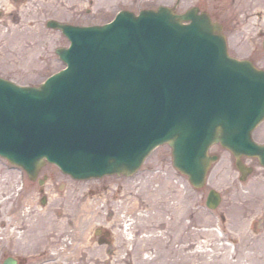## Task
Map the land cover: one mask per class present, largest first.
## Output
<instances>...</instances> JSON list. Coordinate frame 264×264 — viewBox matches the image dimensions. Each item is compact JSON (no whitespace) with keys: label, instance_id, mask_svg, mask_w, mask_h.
Masks as SVG:
<instances>
[{"label":"water","instance_id":"95a60500","mask_svg":"<svg viewBox=\"0 0 264 264\" xmlns=\"http://www.w3.org/2000/svg\"><path fill=\"white\" fill-rule=\"evenodd\" d=\"M183 19L192 23L185 25ZM56 26L73 42L70 48L57 50L68 68L41 88L0 77V153L21 164L32 177L45 157L76 178L131 174L164 141L174 148L177 168L198 188L204 186L218 159L217 154L208 153L213 143L232 150L243 177L252 171L242 163L243 155L257 156L264 165V145L252 139L253 127L264 118V71L231 57L221 28L208 16L196 11L178 15L160 7L138 16L122 12L105 26ZM164 42L178 52L167 53ZM204 49L215 58L205 61L204 53L196 51ZM202 71L217 79L216 91L227 96V106L215 108L209 103L204 108L188 101L192 95L185 89L190 92L191 78ZM95 87L101 88L97 92ZM107 87H128L140 100L136 105L139 122L152 131L141 137L137 148L117 141L120 133L113 132V127L118 111L109 105H119V90L109 96ZM167 108L175 111L178 127H172ZM159 119L164 121L153 126ZM157 128L161 130L155 136L152 132ZM100 135L108 136L105 143ZM90 155L95 165L85 161ZM220 200V194L211 190L207 204L214 208Z\"/></svg>","mask_w":264,"mask_h":264},{"label":"rangeland","instance_id":"374dc122","mask_svg":"<svg viewBox=\"0 0 264 264\" xmlns=\"http://www.w3.org/2000/svg\"><path fill=\"white\" fill-rule=\"evenodd\" d=\"M97 1L101 5L107 4L106 6L114 9H110L109 13L107 12L108 15L105 17H103L104 15H90L88 16L89 21H94L95 17H98V19H102L103 17V20L111 18L116 7L127 4L124 3L125 0ZM104 1H106V3ZM159 1L163 0H148L146 4H157ZM225 1L226 0H224V3L226 4ZM32 2L33 3L28 4L29 8H26L27 6L24 7L26 11L33 10L34 13L35 11H40L39 19L34 23L32 22L34 19V13L32 11V15L22 13L18 25L10 24L14 27L11 31L17 29L16 33H7V28L9 26H6L3 21H0V75L25 85H38L52 73L61 69L65 63L56 53V48L68 43V40L60 31L48 28L43 22L44 18L47 17L49 13L53 12L52 7L54 8L56 4L62 3V0H32ZM140 3H142V0L136 2V7L137 5H141ZM50 4L52 5L50 6ZM1 5L2 3L0 2V6ZM238 7L240 8V6ZM236 10L238 9L236 8ZM236 37L235 39L230 37L231 51L241 56L251 55L258 64L264 65V53L262 51L256 49L250 52L253 47H256V43L245 36ZM254 136L258 142H264V122L256 129ZM211 151L220 154V158L213 165L209 173L207 184L200 189H195L189 181L188 176L177 171L173 164L172 148L167 143L155 148L145 159L138 171L132 176H126L124 174L106 175L98 179L76 181L62 176L60 169L55 165L46 164L41 173L54 172L57 179L56 186L61 185L62 181L67 178L65 179L66 186L64 190L59 191L58 188L56 189V192L59 193L65 201L72 202V193L77 191L76 193L81 194L86 187V196H82V194L79 196L82 201L85 200L82 197L86 198L87 195L92 196L100 191H110V193H108L105 206L101 207L99 215L100 220L92 226L88 225L90 224L89 222L84 221L81 228L86 227L87 230L82 233V236L80 235L76 238L73 236V241L76 242L77 240L79 243L74 244L69 232L67 235L62 234L58 224L54 226H44L40 223L39 227L35 228V230H38L40 233L42 239L41 247L49 246L50 243L56 240L58 241L62 236L60 242L62 246L48 249L49 257H59L57 258L58 260H53L45 264H147L146 259L156 254L155 249L154 251L151 248L144 250L138 249L137 239L135 241L133 234H131L133 229H130V227H128L129 224H127L130 220H127L128 217L124 220L120 219L118 206H116L115 201L128 198L129 189L135 186V201L138 206H147V195L136 194L137 188L146 183L148 179L154 180L155 186L161 183L165 184L168 181L169 175H171L170 183L179 181L174 188H168L170 195H175L177 193L178 197H173L169 201H163L162 203L168 206H175L178 203H183V209H177L176 215L179 216L182 214L185 223L193 222L191 227H195L198 231L194 236L190 234L186 244H193V248L201 250L214 249L216 245L228 241L226 237L224 239L222 238L225 233H231L236 236L239 234L238 232L245 231L251 234L253 232L263 233L264 229L260 230V228L264 227V166H262L256 158H246V163L252 165L254 170L252 174L243 181L235 165V157L229 150L216 144L211 148ZM0 175V219L5 217V207H11L13 202H16L17 196H19L18 189L22 184L26 185V194L22 202L24 206L28 208H26L22 214L19 213L18 225L26 226L28 223L27 217H29L28 213L31 211L33 205L35 206L37 214H45L51 210L49 207L50 205L44 207L40 204V200L33 201L31 199L33 193L35 194L39 188L38 182H31L25 172L24 175H22L20 171L10 169L7 160L1 157ZM13 177L17 178L15 185L11 183ZM44 188L45 190L49 189L48 185ZM213 188L220 191L223 195L222 202L216 209H211L206 205L208 193ZM85 193L86 191L84 194ZM162 193L164 194V192ZM179 197L181 198V201L179 200L180 202L178 201ZM4 198L6 200H4ZM50 200L52 201V199ZM101 204L103 205L104 203L102 202ZM128 204L129 201L126 203V206ZM2 206L4 208H2ZM156 210L157 209L151 211L154 213ZM80 211L83 212L82 215L84 219L89 214L85 208H82ZM139 211H141V209L137 210V212ZM171 211L170 209L166 217L169 218L172 216L170 213ZM110 212H113V215L109 220ZM122 214L124 213L122 212ZM71 216L75 219L73 215ZM87 219L89 218L86 217V220ZM100 223L106 225L110 223L108 225L114 226L119 243L126 244V248H121L122 250L120 252H107L104 248L105 246L101 247L97 245V242L93 241L91 235L93 234V226ZM17 228L18 227L15 228V232H17V230L20 231V229ZM67 228L69 229V226H67ZM11 230L13 231L14 229ZM163 230V227H160L158 231ZM178 230L179 227L176 225V227H172L169 230L167 235L177 240L175 237L177 236L176 233L178 234ZM210 230H214L218 233V236H216V234L210 235V233H208ZM3 233L4 232L0 231V236ZM21 233H23V231H21ZM145 233L146 231H138L137 236L141 237ZM218 238L223 239V241ZM1 242L2 240L0 238V244ZM179 245L180 241H174V244L169 245V248L174 250ZM64 246L65 248L62 250ZM163 260H165L167 264H172V262L176 260L179 261L180 252L178 251V254H176L167 250V255ZM203 262L204 259L198 257L197 260L191 264H203ZM160 264H162V261Z\"/></svg>","mask_w":264,"mask_h":264},{"label":"flooded vegetation","instance_id":"af4514ba","mask_svg":"<svg viewBox=\"0 0 264 264\" xmlns=\"http://www.w3.org/2000/svg\"><path fill=\"white\" fill-rule=\"evenodd\" d=\"M0 1L2 3L0 21H3L6 26H10V24L18 25L22 13L32 15L33 10H31L32 12L25 10L29 8V3H33L32 0ZM135 2L136 0H127V2L125 0L127 5L124 7L134 10L132 6ZM163 2L161 4L172 6L178 12H184L194 6L199 7L200 10L208 11L214 20L222 23L224 31L228 35V39H230V37L235 39L237 38L236 36H245L252 42L262 43L264 41V6L260 7L257 0H226V4L224 0H163ZM51 5L52 4H50V6ZM24 6L27 7L25 8ZM238 6H240V8ZM236 8L238 10H236ZM52 9L53 12L49 13L43 20L45 25H47L49 19H56L74 24H88L90 23L88 16L104 15L103 17H105L108 15L111 8L106 6V4L101 5L97 0H62V3L56 4ZM39 16L40 11H35L32 22L34 23L37 21ZM103 17L102 19L95 17L92 23L106 22L103 21ZM249 58L255 62L253 57ZM258 65L261 66L260 64ZM46 184L49 189L45 190L44 186L41 188V191L42 193L47 192L51 194V196L44 195L41 200L39 197L36 198V196H32L31 199L33 201L40 200L41 204L45 207L50 205L49 207L51 210L45 214H37L35 206L33 205L31 211L28 213V223L26 226H20L21 229L17 233L11 232L10 227L18 225L19 213L22 214V212L28 208L25 207L22 202L25 197H22L15 205L13 203L11 207H5V217L0 221V225L6 230L0 236L2 240L0 244L1 263L6 262L10 258L16 260V264H45L51 262L48 249L62 246L60 243L62 236L58 241L56 240L50 243L49 246L41 247V237L38 230H35V228L39 227V224L42 223L44 226H54L55 224L59 226L63 225L60 228L66 229L67 226H69V230H72L73 224H75L71 216L73 215L72 202L65 201L63 197L56 192V189H59V185L56 186L57 179L54 172L48 174ZM50 199H52V201ZM108 219L110 220L111 218ZM111 227L112 228L108 227L109 229H103L102 233L96 236V239L100 246L106 245L103 242L107 241V251L120 252L122 250L121 248H126V244L119 243V239L117 236L115 237L114 226ZM24 230H29V232L27 234H22L21 231ZM111 230L113 231L112 234ZM135 235V230L133 229L134 239ZM111 239H113V242H111Z\"/></svg>","mask_w":264,"mask_h":264},{"label":"bare ground","instance_id":"6f19581e","mask_svg":"<svg viewBox=\"0 0 264 264\" xmlns=\"http://www.w3.org/2000/svg\"><path fill=\"white\" fill-rule=\"evenodd\" d=\"M16 180L17 178L13 177L11 183L15 185ZM170 180L171 175H169L168 181L165 184L161 183L160 185L155 186L154 180L148 179L146 183L137 188L136 194L147 195V206H138L135 201V186L130 188L128 198L115 201L116 206H118L117 208L118 213L120 214V219L124 220L127 217V220L132 219L129 223V227L130 229L132 228L135 230V241L137 239L138 249L144 250L151 248L153 251L155 249L156 254L146 259L147 264H160L161 261L162 264H167V262L163 260L167 255V250L176 254H178V251L180 252V260H176L172 262V264H191L196 261L198 257L204 259L203 264H264V232H253L252 234L248 231L238 232L239 234L237 236L231 233H225L222 238L224 239L226 237L228 241L216 245L214 249L201 250L193 248V244H186L190 234L194 236L198 231L195 227H191L193 222L185 223L182 214L179 216L176 215L177 209H183V203H178L175 206H168L162 203L163 201H169L173 197H178L177 193L175 195H170L168 188H174L179 181L170 183ZM162 192H164V194ZM72 194L71 198L73 201H76L78 196L81 195L76 192H73ZM107 196L108 193L105 192L85 199V207L89 213L86 216L89 218L88 220H96L98 218L101 207L105 206V202H107ZM180 199L181 198L179 197L178 201ZM4 200L6 199L4 198ZM128 201L129 204L126 206ZM102 202L104 203L103 205L101 204ZM169 208L172 210L170 212L172 216L168 218L166 217V214L169 213ZM139 209H141V211L137 212ZM154 209L157 210L152 213L151 210ZM122 212L124 214H122ZM176 225L179 227V230L175 237L177 240H174L172 236H168L167 234L169 233V230L172 227H176ZM160 227H163L164 230L158 231ZM138 231H146V233L141 237H138ZM73 233L78 236L81 235L76 232ZM208 233H210V235L216 234V236H218V233L214 230H210ZM223 239L219 240L223 241ZM174 241H180V245L176 247V249L171 250L169 245L174 244Z\"/></svg>","mask_w":264,"mask_h":264}]
</instances>
